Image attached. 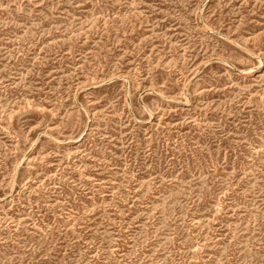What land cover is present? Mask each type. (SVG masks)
<instances>
[{
    "label": "rangeland",
    "instance_id": "obj_1",
    "mask_svg": "<svg viewBox=\"0 0 264 264\" xmlns=\"http://www.w3.org/2000/svg\"><path fill=\"white\" fill-rule=\"evenodd\" d=\"M0 264H264V0H0Z\"/></svg>",
    "mask_w": 264,
    "mask_h": 264
}]
</instances>
